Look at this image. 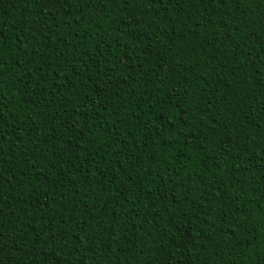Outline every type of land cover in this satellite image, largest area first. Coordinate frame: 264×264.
<instances>
[{
    "label": "trees",
    "instance_id": "16d2710c",
    "mask_svg": "<svg viewBox=\"0 0 264 264\" xmlns=\"http://www.w3.org/2000/svg\"><path fill=\"white\" fill-rule=\"evenodd\" d=\"M262 16L0 0V264H264Z\"/></svg>",
    "mask_w": 264,
    "mask_h": 264
},
{
    "label": "snow or ice",
    "instance_id": "6c2138e0",
    "mask_svg": "<svg viewBox=\"0 0 264 264\" xmlns=\"http://www.w3.org/2000/svg\"><path fill=\"white\" fill-rule=\"evenodd\" d=\"M67 0H44L45 6H55L57 8L63 7V4L66 3ZM78 2L83 3L85 2V0H78ZM202 2V0H201ZM221 2H227V0H221ZM148 3L151 4H159L161 6L167 5V4H171L172 0H148ZM238 3H245L249 6H253V5H257V4H264V0H238ZM251 10V7H250ZM262 20H264V16H262ZM3 34L0 33V37H2ZM6 43V41H4L2 38H0V51L3 50V46ZM169 51H171V49H169ZM0 60H2V57H0ZM2 68H3V64L0 63V74H2ZM3 120V111H2V106H0V121ZM177 122H179V118L177 117ZM173 132H176V135H179L180 133L176 130L173 129ZM157 139H159V136H157ZM155 162V161H153ZM0 215H2V211H0ZM247 226H243L241 227V235H243V231L244 228H246ZM235 247V245H234Z\"/></svg>",
    "mask_w": 264,
    "mask_h": 264
}]
</instances>
